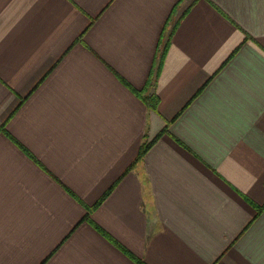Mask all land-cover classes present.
<instances>
[{"label": "crops", "instance_id": "1", "mask_svg": "<svg viewBox=\"0 0 264 264\" xmlns=\"http://www.w3.org/2000/svg\"><path fill=\"white\" fill-rule=\"evenodd\" d=\"M0 264H264V0H0Z\"/></svg>", "mask_w": 264, "mask_h": 264}, {"label": "trees", "instance_id": "2", "mask_svg": "<svg viewBox=\"0 0 264 264\" xmlns=\"http://www.w3.org/2000/svg\"><path fill=\"white\" fill-rule=\"evenodd\" d=\"M147 104L149 105L150 108H155L156 107V97L155 96H150L147 98ZM144 152V149H141L139 152V156L142 155Z\"/></svg>", "mask_w": 264, "mask_h": 264}]
</instances>
